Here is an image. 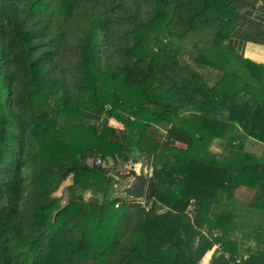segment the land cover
Masks as SVG:
<instances>
[{
  "label": "trees",
  "instance_id": "1",
  "mask_svg": "<svg viewBox=\"0 0 264 264\" xmlns=\"http://www.w3.org/2000/svg\"><path fill=\"white\" fill-rule=\"evenodd\" d=\"M257 2L0 0V264H264L235 216L240 187L264 215V64L230 42ZM98 157L150 165L143 203Z\"/></svg>",
  "mask_w": 264,
  "mask_h": 264
},
{
  "label": "crops",
  "instance_id": "2",
  "mask_svg": "<svg viewBox=\"0 0 264 264\" xmlns=\"http://www.w3.org/2000/svg\"><path fill=\"white\" fill-rule=\"evenodd\" d=\"M251 19L260 23H263L264 25V0H258L254 10L251 14ZM239 27H235L230 42L231 44L236 48V50L242 54L244 57L249 58L257 63L264 64V36L261 37L263 40H248L243 39L238 34ZM243 29V28H242ZM113 121L118 122L116 119L112 118ZM120 124V122H118ZM252 141V142H251ZM247 142L246 144L250 143L253 144V150L259 149V153H263L264 145L258 141L251 140ZM255 142V143H254ZM219 146V145H218ZM264 154V153H263ZM262 161L264 163V155L262 156ZM251 195H253V192L246 187H240L235 192V199L237 200L236 203V211L235 216L237 218V225L239 226V233L240 237L242 239V251L245 250L247 247H251L252 250L256 249L258 245L264 247V243H255V246H251V241L254 239L256 240H264V232L263 237L262 236H253L249 235L250 231L260 229V226L262 223H264V215H262L258 211H251L247 209L248 202L252 199ZM246 212L247 217L244 216L243 212ZM253 212V214H251ZM264 227H261L260 230H263ZM260 232V231H259ZM251 237V239H250ZM262 237V238H261ZM255 240V241H256ZM254 244V243H253ZM212 252V253H211ZM220 253V248L213 247L211 250H209L202 258L201 264H213V260L218 257ZM247 255H245L246 257Z\"/></svg>",
  "mask_w": 264,
  "mask_h": 264
},
{
  "label": "rangeland",
  "instance_id": "3",
  "mask_svg": "<svg viewBox=\"0 0 264 264\" xmlns=\"http://www.w3.org/2000/svg\"><path fill=\"white\" fill-rule=\"evenodd\" d=\"M109 123H110V125H113V126H115V127H118V128H122L123 127V125H122V123H118V122H115V121H113V119H110L109 120ZM164 131V130H163ZM252 142V141H251ZM251 142L250 143H248V144H246L245 145V149H246V151H248V152H252V153H255V154H257V155H259L260 157H262L264 154V148H263V153H259L258 151H259V149L257 148L256 150H253V144H251ZM255 143V142H254ZM176 145L178 146V147H181V148H183V147H185V145L184 144H182V143H179V142H177L176 143ZM219 145V140H215L213 143H212V148H213V150H215L216 152H218V151H220L221 149H220V147L218 146ZM134 158H137V157H133V158H131L129 161H127V162H124V161H122V160H114V159H108V160H106L105 161V166L106 167H109V168H111V170H110V172H109V175H111L112 177H113V179H114V181H115V184H114V189H115V195L116 196H123L124 198H126V199H131L130 198V196H128L125 192H121L122 191V188L123 187H125L127 184H128V182H130V180L129 179H127V178H124L123 176H122V174L123 173H126L127 171H128V169H130V168H132L133 166H134V164L132 163L133 162V159ZM139 159V161H141V162H145L142 158H138ZM147 171H148V174H149V176L151 175L150 173H151V167H150V165L148 164V168H147ZM72 181V178L71 177H69L62 185H61V187L59 188V190L55 193V196H57V197H61L62 198V204H65L66 203V200H67V197H66V186L68 185V184H70V182ZM100 196V194L99 195H97V194H95V193H88L87 194V198L88 197H99ZM253 195H251V197H252ZM134 199V198H133ZM134 200H136V201H139V202H141V203H143V200H138V199H134ZM251 211H253V209L251 210ZM243 212V214H244V216L245 217H247L248 215H246V212L245 211H242ZM251 214H253V212H251ZM264 227V226H263ZM263 232H264V229L263 230H260V235H259V237L260 236H262L263 237ZM261 237V238H262ZM256 240V239H255ZM254 239L251 241V246H255V243H264V240H256L255 241ZM254 243V244H253ZM214 247H219L218 245H215ZM220 248V247H219ZM220 251H221V248H220ZM201 263V262H200Z\"/></svg>",
  "mask_w": 264,
  "mask_h": 264
},
{
  "label": "water",
  "instance_id": "4",
  "mask_svg": "<svg viewBox=\"0 0 264 264\" xmlns=\"http://www.w3.org/2000/svg\"><path fill=\"white\" fill-rule=\"evenodd\" d=\"M134 166L126 173H123L122 176L130 180L128 184L122 188L121 192H125L131 199L143 200L147 192V183L149 174L147 171L148 163L141 162L138 158H134ZM137 165H140V168H137Z\"/></svg>",
  "mask_w": 264,
  "mask_h": 264
},
{
  "label": "built area",
  "instance_id": "5",
  "mask_svg": "<svg viewBox=\"0 0 264 264\" xmlns=\"http://www.w3.org/2000/svg\"><path fill=\"white\" fill-rule=\"evenodd\" d=\"M95 163H96V164H101V163H103V165H104V164H105V160H103V159H101L100 157H98V158L95 160ZM214 235L216 236L217 234L214 233Z\"/></svg>",
  "mask_w": 264,
  "mask_h": 264
},
{
  "label": "bare ground",
  "instance_id": "6",
  "mask_svg": "<svg viewBox=\"0 0 264 264\" xmlns=\"http://www.w3.org/2000/svg\"><path fill=\"white\" fill-rule=\"evenodd\" d=\"M137 168L139 169L140 168V165H137Z\"/></svg>",
  "mask_w": 264,
  "mask_h": 264
}]
</instances>
